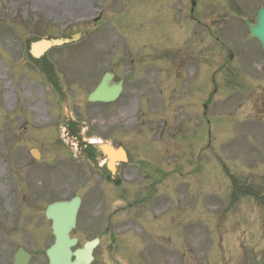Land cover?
Instances as JSON below:
<instances>
[{
	"label": "rangeland",
	"instance_id": "rangeland-1",
	"mask_svg": "<svg viewBox=\"0 0 264 264\" xmlns=\"http://www.w3.org/2000/svg\"><path fill=\"white\" fill-rule=\"evenodd\" d=\"M235 1L242 4L240 10L235 6L234 11L233 0L198 1V6L202 4H209L214 8L219 6L224 17L235 15L230 19L233 26L219 34V40L225 42V45L221 46L212 44V40L206 35L196 34L194 31L192 34L188 24L176 26L179 13H174L175 7L168 6L169 0H159V2L157 0H49L50 5H58V35L66 36L73 31L85 32L83 39L54 48L55 52L52 50L48 52V61L42 62L43 68L48 73L51 72L55 80L53 86L55 93L50 84H43L42 79L45 81V76L40 74L35 64L21 55L23 48V41L19 39L23 32L21 26L28 37L45 33V29L38 28L40 20L35 15L36 4L39 5L41 0H0V20L3 22V24L0 22V96L3 100L2 106L0 98V163L2 162L4 167L0 169V264H8L9 253L14 245V242H10L4 235L5 226L10 218L13 220L11 215H16L15 204L12 206L11 202L18 197V193L15 189L11 190V183L21 189L24 187V180L31 179L34 185L39 186L46 177L49 179L53 174L59 176L60 198H69L79 191L76 187L79 186L77 184L82 183L81 179L85 171L79 157L73 154L74 146L71 144V137L65 125L70 123V117L80 118L78 113H70V107L76 105L75 102L73 105L72 97L75 96L76 90L82 91L83 87L80 86L79 80L84 79L82 76L86 74L89 60L97 54L93 50L100 43L97 31L103 32L104 42L142 41L159 43L165 48L170 43V51L175 57L179 47L182 48L180 52L183 54H191L192 57L183 67V72L189 74L188 77L186 76L188 83L179 87L183 82L177 79V87L183 90L188 98L193 99L192 104L198 106V109L192 112L185 109L187 115L185 120L182 119V112L177 110L178 118L183 120L181 123H185L187 127H197L201 132L204 160L208 155L212 156L220 164H225L226 168L231 170L230 173L241 178L237 179V182L247 185L256 183L258 188L254 189L264 196V120L257 119L254 112L251 114L252 117L248 115L250 104L258 97L264 98V58L257 42L250 38L241 26L243 19L251 17L256 4L258 2L264 4V0ZM93 5L97 7L94 8ZM159 5H163L162 8H159ZM100 9L104 12L100 25L89 26L87 16ZM165 13L175 20L171 21L169 33L164 32L165 24L153 26L157 24V20L151 19V16H159L164 21ZM98 47L101 49L100 45ZM231 48L234 52L231 53L232 56L234 54L233 58L227 53ZM161 51L156 50L155 54L164 56ZM196 57L200 59V63L192 59ZM160 59L162 57L157 58L156 62L163 61ZM55 63L60 70L56 76L52 74V69L56 68ZM169 67L173 76L171 87H174L173 73L176 74L182 69L178 68L174 61ZM163 77L165 79V75L161 74L159 79ZM75 79L78 84L73 82ZM57 85L59 90H62L55 89ZM60 92L61 94H58ZM32 102H36L33 107H31ZM75 110L73 107V111ZM19 122L22 124L25 122L26 125L21 130L24 138L22 142L30 146L34 140H37V144L41 145L42 153L49 155L40 163V165L44 164L48 160L42 168L37 164H27V160L21 159L25 152L22 151L21 144L15 142L9 135L13 132L11 129L20 126ZM174 141L175 139L172 140L170 151L172 172L167 176L164 186L168 200L180 197L179 192L181 187L183 188L184 180L189 177L180 172L182 161L174 156ZM53 161L59 167L52 169ZM194 175L202 179L205 190L214 189L218 192L219 187H222V190L227 187L228 190L230 185L219 164L216 171L208 173L204 168L198 174L194 172ZM109 189L116 188H104L105 195L112 196L113 193ZM115 194H118V189ZM132 194L133 192L129 193L128 198ZM242 201L250 202L252 205L249 207H255L253 196ZM262 207L264 209V205ZM96 209L94 206L81 204L77 225L72 232L78 238L77 245L100 236V242L93 250L92 264H104L105 260L109 261V249H112L111 256L116 258L107 264L129 263L122 260L117 252L126 257L130 256L132 263V249L115 244L116 242L112 246L110 236L101 231L100 219L103 211ZM132 212L133 210H130L124 215L119 214L116 218L123 223L122 228L120 227L122 232L129 233L127 234L129 236L140 235L138 233H141V226L132 219ZM22 217V214L18 217L19 224ZM111 226V233L119 236L121 231L116 230V222ZM14 238L16 239V236ZM143 240L145 251L151 248V244L154 247L159 245L157 239L153 238L150 242L148 235ZM39 264L43 263L39 262Z\"/></svg>",
	"mask_w": 264,
	"mask_h": 264
},
{
	"label": "flooded vegetation",
	"instance_id": "flooded-vegetation-1",
	"mask_svg": "<svg viewBox=\"0 0 264 264\" xmlns=\"http://www.w3.org/2000/svg\"><path fill=\"white\" fill-rule=\"evenodd\" d=\"M198 1L169 0L168 6L176 8L180 4L187 15L184 18L190 31L196 34L212 36L233 26L230 19L235 15L224 17L219 6L217 9L209 4L198 6ZM48 2L41 0L39 5L36 4L35 15L40 20L41 29H45V35L54 37L58 30V5ZM235 6L237 10L242 8L237 1L234 11ZM254 16L255 12L251 21ZM164 17L163 24L166 26L163 29L169 33L173 19ZM158 23L161 21L158 20ZM213 38L218 40L217 36ZM99 45L101 49L97 46L93 49L96 56L88 59L90 63L84 79L79 80L82 91L76 90L72 97L73 105L76 103L72 105L76 109L72 112L78 113L80 118L70 117L68 128L76 155L88 167L83 183L89 188L86 194L89 195L87 201L90 206L105 209L109 195L102 192L104 188L114 187L115 190L109 189L113 193L109 197H115L111 204L117 203L114 215H124L133 210L132 219L141 226V233H138L141 236L131 235V264H264V203L254 200L255 207H249L252 204L242 200L250 197V191L234 187L232 182L228 190L227 187L224 190L219 187L218 192L205 190L202 179L194 175V172L198 174L204 168L208 173L216 171L219 164L229 178V169L225 164H220L210 155L204 160L203 140L198 128L187 127L176 120L177 108L192 112L198 106H193V99L188 98L183 90H180L179 97L176 96L175 87H171L173 76L169 66L174 61L182 70L173 74L183 75L184 64L192 55L183 54L179 47L175 57L170 51V43L166 48L159 43L142 41L102 42ZM53 49H48L39 60L48 61V52ZM156 50H162L164 56L155 54ZM159 57L163 61L157 63ZM192 59L197 60V57ZM52 70L56 76L57 69ZM49 74L47 81L53 87L55 80L51 72ZM161 74L165 75V79H159ZM103 76L107 81L106 91L117 89L113 94L115 98L90 101L89 94ZM73 82L78 84L76 79ZM56 88L59 90V85ZM14 135L24 141L23 132ZM173 139L174 156L182 161L180 172L189 177L184 180L180 197L171 201L165 195L164 186L172 172L170 151ZM22 144L26 153L24 158L30 156L29 149H36L42 159L44 154L37 140L30 146ZM41 159L34 162L40 163ZM36 186L31 179L24 180V187L19 188L21 195L19 204H16L17 214L11 215L13 220L10 218L4 230L7 236L18 239L14 241L15 247L29 246V250L26 248L30 253L29 264L41 261L47 264L45 244L53 237L44 211L49 203L60 198L59 176L46 177L41 185ZM13 188L17 189L16 186ZM82 194L79 196L80 204ZM101 194L102 197L98 198ZM126 199L129 201L126 202ZM20 214L23 215L22 227L18 230L16 217ZM116 224V230L123 226L119 219ZM104 230L110 236L112 246L117 243L127 246V242L122 240L128 239L127 236L121 235L116 239L111 233V226L105 225ZM146 235L150 236V242L153 238L157 239L159 245L154 247L151 244V248L145 251L143 238ZM130 258L127 257L128 260Z\"/></svg>",
	"mask_w": 264,
	"mask_h": 264
},
{
	"label": "water",
	"instance_id": "water-1",
	"mask_svg": "<svg viewBox=\"0 0 264 264\" xmlns=\"http://www.w3.org/2000/svg\"><path fill=\"white\" fill-rule=\"evenodd\" d=\"M246 26L248 32L258 40L264 51V8L258 9L255 23L251 25L246 22ZM58 43L60 42L51 43L45 38L37 40L33 47L36 52L35 56H38L41 49ZM102 86L103 84L96 92L102 91ZM90 98H95V96L92 95ZM77 207V199H72L69 202L54 203L46 211V216L52 220V230L55 236L54 244L47 250L50 264H89L92 259L91 251L97 240L88 241L74 251L70 250L71 246L76 243L75 238H69V231L74 227ZM72 257H74L73 260ZM26 260V255L19 250L13 264H26Z\"/></svg>",
	"mask_w": 264,
	"mask_h": 264
},
{
	"label": "bare ground",
	"instance_id": "bare-ground-1",
	"mask_svg": "<svg viewBox=\"0 0 264 264\" xmlns=\"http://www.w3.org/2000/svg\"><path fill=\"white\" fill-rule=\"evenodd\" d=\"M0 169H4L2 162L0 163Z\"/></svg>",
	"mask_w": 264,
	"mask_h": 264
}]
</instances>
